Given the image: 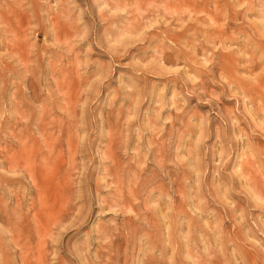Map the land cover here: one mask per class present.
I'll use <instances>...</instances> for the list:
<instances>
[{"label": "rangeland", "instance_id": "obj_1", "mask_svg": "<svg viewBox=\"0 0 264 264\" xmlns=\"http://www.w3.org/2000/svg\"><path fill=\"white\" fill-rule=\"evenodd\" d=\"M0 264H264V0H0Z\"/></svg>", "mask_w": 264, "mask_h": 264}]
</instances>
